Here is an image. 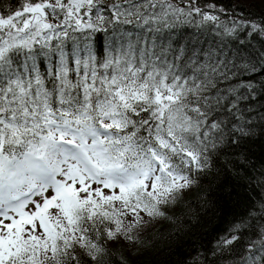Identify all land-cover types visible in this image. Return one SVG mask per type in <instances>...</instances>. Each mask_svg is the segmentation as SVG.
<instances>
[{
	"label": "snow or ice",
	"instance_id": "6c2138e0",
	"mask_svg": "<svg viewBox=\"0 0 264 264\" xmlns=\"http://www.w3.org/2000/svg\"><path fill=\"white\" fill-rule=\"evenodd\" d=\"M257 140L264 15L214 0H0V264H108L110 245L172 221L220 152L244 163ZM212 256L264 264V195Z\"/></svg>",
	"mask_w": 264,
	"mask_h": 264
},
{
	"label": "trees",
	"instance_id": "16d2710c",
	"mask_svg": "<svg viewBox=\"0 0 264 264\" xmlns=\"http://www.w3.org/2000/svg\"><path fill=\"white\" fill-rule=\"evenodd\" d=\"M2 2L7 4L9 0ZM209 2L212 0H199L201 7ZM214 2L229 11L238 5L239 11L253 19L264 15V3L260 0ZM226 18L221 14V19ZM180 31L187 34L194 28L183 27ZM204 39H217L211 26ZM255 43L259 45V39ZM240 151L226 148L220 152L212 160L211 168L198 175V184L186 191L173 209L174 219L153 222L140 232L142 245L123 241L110 245L108 264H194V258L200 264H220L212 256L217 242L246 216L253 201L264 195L259 179L264 169V140H257L244 150V163L238 158Z\"/></svg>",
	"mask_w": 264,
	"mask_h": 264
}]
</instances>
